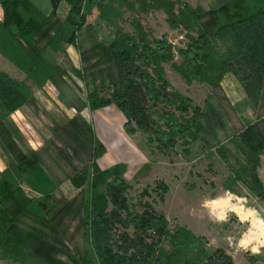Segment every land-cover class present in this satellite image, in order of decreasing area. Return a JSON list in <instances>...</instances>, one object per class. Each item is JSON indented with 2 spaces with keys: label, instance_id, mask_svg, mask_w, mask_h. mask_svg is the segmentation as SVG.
<instances>
[{
  "label": "trees",
  "instance_id": "trees-1",
  "mask_svg": "<svg viewBox=\"0 0 264 264\" xmlns=\"http://www.w3.org/2000/svg\"><path fill=\"white\" fill-rule=\"evenodd\" d=\"M64 1L69 9L61 18L57 11ZM51 2L53 11L46 15L31 0H0V53L25 75L19 79L0 67V148L8 158L0 171V259L6 264H235L224 247L173 223L155 207L156 198L147 199L161 189L157 197L163 202L165 182L133 195L125 163L102 169L98 159L106 147L95 132L90 163L80 168L71 163L68 179L78 192L66 197L12 114L35 103L34 86L43 89L52 82L59 87L66 79L68 68L51 53L66 54L71 45L95 50L97 60L87 74L72 69L88 86L86 99L73 101L61 93L65 105L79 112L116 105L126 117L127 133L139 129L158 155L178 156L180 146L188 149L198 141L199 149L227 164L226 190L237 193L235 185L241 183L264 199V128L256 122L232 128L212 100L202 106L172 87L164 66L171 64L190 84L217 86L232 73L247 102L258 108L264 101V0H221L208 11L184 0ZM137 4L138 9H163L171 26L193 32L186 47L177 49L180 62L166 35L151 39L137 20L133 34L119 26L124 9ZM80 119L79 113L60 124L57 138L63 144L69 136L85 135ZM71 228L82 239L75 251L68 244L74 240ZM257 257L249 258L251 264Z\"/></svg>",
  "mask_w": 264,
  "mask_h": 264
},
{
  "label": "rangeland",
  "instance_id": "rangeland-1",
  "mask_svg": "<svg viewBox=\"0 0 264 264\" xmlns=\"http://www.w3.org/2000/svg\"><path fill=\"white\" fill-rule=\"evenodd\" d=\"M148 1L150 2V0ZM184 1L194 8L201 6L208 11L217 6L221 0ZM136 6L134 10L124 9L123 17L119 20V26L124 31L133 34L135 29L132 22L137 20L143 24L151 39L166 35L175 47V61L180 62L177 49L186 47L190 40L189 35H192L193 32L184 29L182 26H171L167 19L168 15L163 9L151 6L138 9L139 4ZM0 12L2 17L1 6ZM96 17L97 12L95 11L89 21L95 22ZM110 32V29L104 27L105 36L109 37ZM99 39L101 40L102 37ZM74 47L71 45L70 50L72 51L70 53H51L56 61L68 68L69 74L64 82L60 83L59 87L49 82L46 90L39 92L38 88L34 86V90L38 94L35 103L32 102L28 109H18L12 114L29 145L41 155L43 164L52 176L61 182L60 191L68 198L73 197L78 192V189L68 179V174L73 172L71 163L79 168L90 163V150L94 145L92 142L93 132H95L92 122L88 119L89 116L86 115L87 117H85L81 113L85 107L79 112L77 108L65 105L58 96L65 93L67 98L73 101L77 97L86 99L88 86L72 69L75 68L81 74H87V67L94 62L96 63V51L87 52L82 49L83 47L80 49ZM164 66L172 87L192 97L202 106L206 99L212 100L220 110L224 111L226 120L232 128L240 130L250 122H256L264 128V101L258 108L250 105L247 102L246 91L234 74L226 73L217 86L200 82L190 84L172 68L171 64ZM0 67L14 77L25 78V75L1 53ZM21 111H25L26 114ZM64 112L67 113L65 116L63 115ZM79 113L84 117V120L80 119L79 125L84 128L85 135H81L80 139L69 136L66 144H63L57 138L60 124H68L69 120ZM131 136L145 153L143 156V153L140 152L141 157L144 160H149L147 164H143L140 173L135 178H131L130 182L134 186L133 195L147 187H150L149 190L151 191L161 181L165 182L164 184L168 185L169 189L165 193L163 202L157 197V194H161V189H158L157 192L152 190L151 196L147 199L152 201L156 198L155 207L163 211L168 219L173 223L190 224L194 232L207 236L211 244L224 247L232 255L235 264H251L249 258L254 255L258 256L255 264H264V247H261V244H264V231L261 232L262 237L257 235V239L253 240L255 232L251 234L247 232V224L241 223L232 209L230 211L227 209L228 207L226 209L217 207L219 197L226 198L230 203L229 208L235 210H239V203L240 205L243 203L255 210L259 218L261 217V224L264 229V199H260L252 190L241 183L235 185L237 193L226 190L224 182L230 175L227 164L218 155L208 156L206 150L199 149L198 141L186 146L188 149L180 146L178 156L174 153L163 156L153 151L152 146L148 145L146 136L139 129ZM58 148H60V152L57 150ZM101 158L98 159V164ZM7 161L6 154L0 148V167L4 168ZM99 166L101 167V165ZM102 167L105 169L110 166L102 165ZM261 167L264 180V157ZM25 188L32 195L35 194L31 192L29 187L26 186ZM207 202L210 206L208 216L205 209ZM190 216H195L197 220L190 223ZM75 232L76 230L71 228L68 233L74 235V240L68 242L74 251L78 244H82L80 234ZM248 233L249 236L246 235ZM254 241L256 242L252 243ZM60 258L66 260L64 255H61Z\"/></svg>",
  "mask_w": 264,
  "mask_h": 264
},
{
  "label": "crops",
  "instance_id": "crops-1",
  "mask_svg": "<svg viewBox=\"0 0 264 264\" xmlns=\"http://www.w3.org/2000/svg\"><path fill=\"white\" fill-rule=\"evenodd\" d=\"M31 1L44 14L49 15L52 13L53 5L51 0H31ZM68 9H69V5L64 1L59 6V10L57 13L61 18H65ZM0 15H2L1 12ZM70 47L71 46L67 48L68 53L72 51L70 50L71 49ZM46 88L47 86H45L43 89H38V92L43 91L44 89L46 90ZM37 95L38 94L36 91L35 92L36 100L38 99ZM25 108L28 109L30 108V106L26 105L24 109ZM21 112L26 114L25 111H21ZM81 113L85 117L89 116L88 119H90V121L92 122L97 136L104 143L106 147V153L100 159L99 165H101V167L102 165L108 167L113 164H117L121 162L125 163L127 165L126 178L129 181H131V178H135L137 174L140 173L143 164H147L149 160H144V158L141 157L140 152L143 153V156H145V153L139 147L138 143L134 140V138L126 132L124 126L126 120H125V116L123 115V112L117 106L112 104L96 110H92L90 107H85V109ZM66 114H67L66 112L63 113L64 116ZM69 115H73V114H69ZM6 167L7 165L4 168L0 167V171H3ZM260 173L263 179L262 167L260 168ZM217 200H218L217 207H219L220 209L221 207L225 209L226 207H228L227 209H229L230 211L232 209V211H234L235 215L238 217V220L241 223L247 224L246 226L247 232H249L250 234L255 232V236H254L255 238H253V240L257 239V235L258 237L259 235L262 237L261 232L264 231V229L262 228L261 219H260L261 217L259 218L255 210L245 206L243 203L241 205L239 203L240 209L235 210L233 208H229L230 203L226 198L219 197ZM209 207H210L209 202H207L205 206V209L207 211L206 212L207 216L209 215V209H210ZM189 219L191 221L190 223H193L194 221L197 220L195 216H190ZM186 225L190 229H192L190 224L186 223ZM249 233L246 235L249 236L250 235ZM255 242L256 241L252 243ZM261 247H264V244H261ZM0 264H6V263L0 259Z\"/></svg>",
  "mask_w": 264,
  "mask_h": 264
}]
</instances>
